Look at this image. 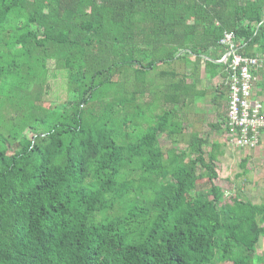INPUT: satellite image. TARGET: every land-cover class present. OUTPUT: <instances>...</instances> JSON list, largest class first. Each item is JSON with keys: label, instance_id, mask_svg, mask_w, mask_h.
Listing matches in <instances>:
<instances>
[{"label": "trees", "instance_id": "16d2710c", "mask_svg": "<svg viewBox=\"0 0 264 264\" xmlns=\"http://www.w3.org/2000/svg\"><path fill=\"white\" fill-rule=\"evenodd\" d=\"M225 32L264 55V0H0V264H264V201L225 199L223 145L175 109L173 65L223 75Z\"/></svg>", "mask_w": 264, "mask_h": 264}, {"label": "built area", "instance_id": "2783aa9c", "mask_svg": "<svg viewBox=\"0 0 264 264\" xmlns=\"http://www.w3.org/2000/svg\"><path fill=\"white\" fill-rule=\"evenodd\" d=\"M218 45L224 54L217 63L224 65L223 84L228 91L226 138L238 149H256L264 132V55L238 54L232 33H223Z\"/></svg>", "mask_w": 264, "mask_h": 264}, {"label": "rangeland", "instance_id": "374dc122", "mask_svg": "<svg viewBox=\"0 0 264 264\" xmlns=\"http://www.w3.org/2000/svg\"><path fill=\"white\" fill-rule=\"evenodd\" d=\"M28 1L30 2L31 0ZM26 9L29 10V8ZM162 69L163 67H159L157 71ZM148 79H153V73L150 74ZM28 89H31L30 84L28 85ZM42 92V98L37 103L39 106L51 108L64 101L66 82L63 71L52 70L49 72L47 86H44ZM225 100L223 99V102ZM7 106L0 109L1 114L5 116L8 126L9 124L16 125L17 112L13 113L12 108L10 106L8 108ZM150 114H153V109L145 112L144 120ZM145 126L146 124H144ZM0 130L3 135L6 134L1 127ZM170 143L169 140H164V138L160 140V144L163 145L164 149H168L171 146ZM222 145L224 155L217 162L218 180H216V185L223 189L225 199L227 200L228 197H234L236 193H239L253 204H260L264 201V148L259 149L257 153L254 150L238 149L231 145L226 137L223 138ZM184 147V143L178 145L179 150H182ZM243 160L246 161L245 173H242L240 169V164ZM263 251L264 238L260 240L256 247V255L259 256Z\"/></svg>", "mask_w": 264, "mask_h": 264}, {"label": "crops", "instance_id": "0c3cea01", "mask_svg": "<svg viewBox=\"0 0 264 264\" xmlns=\"http://www.w3.org/2000/svg\"><path fill=\"white\" fill-rule=\"evenodd\" d=\"M189 60L194 61L192 58ZM173 66L178 72L184 73L185 76L188 75L187 84L191 83L192 86H195L194 90L189 92L188 97L183 95L181 104L175 108L177 116L182 120V137L188 140L190 136L197 135L199 138H208L210 142H217L222 145L223 138L226 137L224 124L228 102V91L223 84L224 76L220 74V71H217L216 76L211 78L205 72L202 62H200L197 72L189 69L191 64L187 70L178 69L176 64ZM223 99L226 100L223 102ZM158 112L159 108L157 109ZM218 125L221 128L215 130ZM262 147L264 148V132L261 135L258 148L253 150L257 153Z\"/></svg>", "mask_w": 264, "mask_h": 264}]
</instances>
